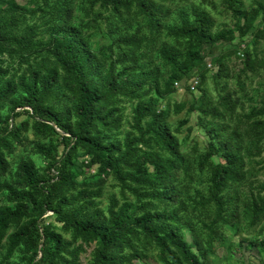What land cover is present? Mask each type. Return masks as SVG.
I'll use <instances>...</instances> for the list:
<instances>
[{
  "label": "trees",
  "instance_id": "16d2710c",
  "mask_svg": "<svg viewBox=\"0 0 264 264\" xmlns=\"http://www.w3.org/2000/svg\"><path fill=\"white\" fill-rule=\"evenodd\" d=\"M68 1L56 0L49 6L50 14H55L49 27L48 43L52 63L43 61L34 67L29 66L16 80H4L6 70L0 65V175L9 171L7 155L13 153L16 145L22 146L27 140L24 133L28 121L15 123L22 114L33 119L30 127L34 136L47 138L60 132L66 145L61 156L54 157L51 145L39 141L33 143L36 153L48 159L46 168L53 171L51 178L44 177L33 160L24 158L18 163L15 178L0 180V193H5L8 202L12 203L0 206V244L4 238L8 241L0 264H17L10 261L16 250L29 254L23 258L29 264H80L78 258L82 248H70V241L41 224L40 220L47 212L54 214L72 238L97 241L93 264L145 263L148 259L138 251L134 242L141 240L153 242L159 248L157 257L160 262L208 264V250L200 249L196 241L184 239L182 230L187 228L192 232L191 225L180 224L179 214L183 210L180 191L174 184L177 180L175 172L179 168L186 170L187 161L171 133L168 111L159 110L161 100L172 89L163 90L159 75L153 72L151 78L146 77L147 73L129 75V71L139 69L140 65L128 53H124L123 58L132 61L133 65L121 69L111 66L103 70L78 27L70 22L72 10L67 6ZM98 1L117 15L136 7L152 32L163 28L169 37L186 39L195 47L226 40L223 33H212L210 16L199 8H192L190 12L182 9L179 25H165L162 18L170 13L154 0ZM223 1L235 15L244 17V12L237 6L238 0ZM10 24L11 21L0 23V53L11 45L21 48L28 45V41L24 45L21 42L26 41L33 28L28 27L17 35L8 31ZM241 33H245V27ZM142 40L143 36L124 34L117 42L138 47ZM161 54L172 66L169 80H175L174 83L201 59L190 50L184 61H180L179 54L169 45L161 48ZM193 77L198 78L199 89L200 78ZM145 85H148L147 90L143 89ZM60 87L62 93H59ZM151 91L154 95L147 97ZM120 97L138 99L132 125L136 135L127 134L122 142L116 138L123 121ZM221 100L229 110L232 109L229 95L222 96ZM4 108L5 114L2 113ZM200 110L205 116L222 117L217 109L206 103ZM203 126L210 141L209 151L201 158L200 164L203 165L211 155H218L223 161L212 166L210 195L201 198L199 203L213 204L216 217H222L228 210L225 190L229 183L239 182L244 177L241 146L235 135L223 137V125ZM255 126L264 130V121L255 122ZM140 144H147L150 148L157 146L167 155L156 151L143 152L139 149ZM78 149L83 150L87 158L86 166L96 167V173L81 182H76L71 171V167H78L72 161ZM110 175L123 189L148 199L139 205L141 215L130 212L125 204L117 210L111 208L108 215L97 208L95 198L100 196ZM78 186L81 188L70 195V189L76 190ZM253 216L252 224L264 218V206L255 202ZM224 222L236 230L234 221L224 219ZM10 227L15 230L7 235ZM245 245L248 249L261 251L264 250V239L242 240L238 244L239 248ZM125 249H131L132 253H124Z\"/></svg>",
  "mask_w": 264,
  "mask_h": 264
},
{
  "label": "rangeland",
  "instance_id": "374dc122",
  "mask_svg": "<svg viewBox=\"0 0 264 264\" xmlns=\"http://www.w3.org/2000/svg\"><path fill=\"white\" fill-rule=\"evenodd\" d=\"M55 2L56 0H0V23L11 21L8 31L20 35L24 29L33 28L28 33L26 41L21 42V45H24L28 41L26 47L11 45L5 52L0 53V65L6 70L4 80H16L29 66L34 67L36 63L43 61L52 63L48 43L49 27L55 14H50L49 6ZM154 2L170 13L162 18L165 25H179L180 10L190 12L192 8H199L210 16L212 33H223L226 40L195 47L186 39L169 37L163 28L152 32L136 7L117 15L98 0H69L67 6L72 10L70 22L78 27L103 70L111 66L121 69L133 65L132 61L123 58V54L128 53L129 57L138 60L137 63L140 65L139 69L129 71V75L136 72L147 73L146 77L151 78L150 73L153 72L159 75V83L163 90L172 89L161 100L159 110L168 111L167 122L171 125V133L187 161L186 170L182 168L176 170L177 180L174 183L180 191L179 199L183 210L179 214L180 224L185 227L191 225L192 229V232L187 228L182 230L184 239L188 242L196 241L200 249L208 250L206 255L208 264H264V250L248 249L246 245L243 248L238 246L242 240L264 239V218L252 224L254 203L264 206V130L255 126V122L264 121V0H238L237 6L244 12V17L235 15L223 0H154ZM244 27L243 34L241 29ZM124 34H137L143 36V40L138 47L121 45L117 39ZM164 45L175 49L180 61H184L186 53L190 50H194L201 57L197 65L192 66L188 73L177 80L178 87L174 83L175 80H169L173 70L162 57L161 48ZM238 46L241 47V54L238 53ZM192 75L199 76L201 81L199 89L195 91L187 88ZM143 89L147 90L148 85ZM62 92L60 87L59 93ZM153 95L151 91L147 97ZM226 95L230 96L233 104L231 110L222 103L221 97ZM137 102L138 99L120 97L119 106L122 108L123 121L116 138L121 142L127 134L136 135L132 125L133 110ZM205 103L208 107L217 109L222 117L203 115L200 108ZM5 111L4 108L2 113L5 114ZM24 120L28 121V128L24 133L27 140L22 146L16 145L13 153L7 155L9 171L4 176L0 175L1 181L15 178L18 163L24 158L33 160L40 173L46 178H51L53 171L46 168L48 159L36 153L33 143L39 141L41 144L51 145L54 157H60L66 148L60 132L47 138H38L34 136L30 127L33 119L26 114L16 118L15 123L20 124ZM208 124L210 127L223 125L225 127L223 137L235 135L241 146L240 155L244 163L243 179L229 183L224 192V198L228 200L226 204L228 210L222 217H216L213 204L199 203L201 198L210 195L212 166L223 161L218 155H211L203 165L200 164L201 158L209 151L210 140L203 126L208 127ZM139 149L143 152H161L165 157L167 155L154 145L150 148L147 144H140ZM72 161L78 166L71 167L76 182L88 179L96 173V167L86 166L87 158L83 155V150L78 149ZM104 183L100 196L95 198L98 202L97 208L108 215L111 208L117 210L125 204L130 212L141 215L139 205L143 201H148L147 198L137 197L123 189L113 175L108 176ZM80 188L78 186L76 190L70 189V195H74ZM1 205H12L5 193H0ZM224 219L234 221L236 230L228 227ZM40 222L70 241L72 244L70 248L78 246L82 248L78 258L80 264H93L97 241L85 242L79 237L72 238L71 233L62 228L52 212L44 214ZM14 230L15 227H10L7 235ZM134 242L138 251L148 260L145 263L134 261L132 264H167L158 260L159 248L153 242L146 240ZM7 243V239L4 238L0 244V261L6 253ZM124 253H132V250L125 249ZM28 256L29 254L16 250L10 261L29 264L23 259ZM169 263L174 264L172 260Z\"/></svg>",
  "mask_w": 264,
  "mask_h": 264
},
{
  "label": "built area",
  "instance_id": "2783aa9c",
  "mask_svg": "<svg viewBox=\"0 0 264 264\" xmlns=\"http://www.w3.org/2000/svg\"><path fill=\"white\" fill-rule=\"evenodd\" d=\"M238 53L241 54V47H238ZM199 84V80L197 77H193L189 80L188 86L191 91H195L197 89V85ZM175 85L178 87V82H175Z\"/></svg>",
  "mask_w": 264,
  "mask_h": 264
}]
</instances>
